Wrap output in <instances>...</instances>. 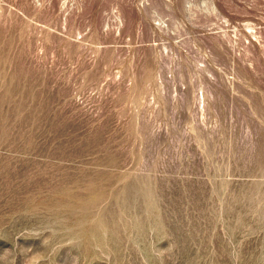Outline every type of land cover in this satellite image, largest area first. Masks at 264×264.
Returning a JSON list of instances; mask_svg holds the SVG:
<instances>
[{"label": "rangeland", "instance_id": "374dc122", "mask_svg": "<svg viewBox=\"0 0 264 264\" xmlns=\"http://www.w3.org/2000/svg\"><path fill=\"white\" fill-rule=\"evenodd\" d=\"M0 264H264V0H0Z\"/></svg>", "mask_w": 264, "mask_h": 264}]
</instances>
